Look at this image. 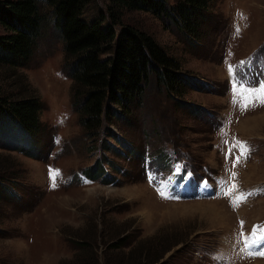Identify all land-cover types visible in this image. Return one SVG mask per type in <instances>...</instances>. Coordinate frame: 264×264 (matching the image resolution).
I'll return each mask as SVG.
<instances>
[{
	"label": "rangeland",
	"instance_id": "obj_1",
	"mask_svg": "<svg viewBox=\"0 0 264 264\" xmlns=\"http://www.w3.org/2000/svg\"><path fill=\"white\" fill-rule=\"evenodd\" d=\"M167 2L174 12L179 0ZM38 5L45 18L32 56L0 66V91L42 105L38 142L17 151L0 138L11 187L0 198V264H133L172 244L155 264H264L248 255L260 245L245 248L264 237V103L242 90L264 84V0H211L194 35L151 12L123 13L193 87L178 90L185 105L151 81L142 107L112 123L122 144L102 127L94 139L83 131L54 14ZM107 6L95 0L83 17Z\"/></svg>",
	"mask_w": 264,
	"mask_h": 264
},
{
	"label": "trees",
	"instance_id": "obj_2",
	"mask_svg": "<svg viewBox=\"0 0 264 264\" xmlns=\"http://www.w3.org/2000/svg\"><path fill=\"white\" fill-rule=\"evenodd\" d=\"M43 1L54 14L53 24L63 43L64 65L70 67L66 74L72 82L71 102L89 138L94 139L102 127L107 136L122 144L112 123L116 118L129 120L130 113L142 107L151 81L163 85L179 103L187 105L178 97L185 85L193 87L189 74L181 71L179 62L153 37L124 24L122 16L125 11L151 12L171 19L188 35H194L199 26L197 19L211 0H179L175 13L167 0H107L106 11L90 20L83 17V11L95 0ZM44 18L38 0H0V25L5 29L0 35V66L24 67L32 56ZM41 109L38 97L0 91V138L6 146L13 144L12 149L23 151L30 146V139L38 142ZM108 149L118 152L115 144H109ZM25 152L35 157L37 150ZM95 168L102 173L99 166ZM5 179L0 171V198L3 191L10 192ZM172 245L152 255L147 249L133 264H155ZM111 247L119 248V243H111Z\"/></svg>",
	"mask_w": 264,
	"mask_h": 264
},
{
	"label": "snow or ice",
	"instance_id": "obj_3",
	"mask_svg": "<svg viewBox=\"0 0 264 264\" xmlns=\"http://www.w3.org/2000/svg\"><path fill=\"white\" fill-rule=\"evenodd\" d=\"M242 90L246 91L250 96H254L256 97L261 103H264V84H261L258 88H244L242 86ZM245 107L248 106V104L246 103L244 105ZM58 171L54 172L53 178H55L56 175H58ZM233 176H235V173H233ZM55 186V185H53ZM239 199H243V197H240ZM241 236H243V233H241ZM253 244H258L260 245L259 248H257L256 251H250L248 252V255L253 256V255H259V256H264V237H256L250 241H248V243L245 244V248L247 249L250 245Z\"/></svg>",
	"mask_w": 264,
	"mask_h": 264
},
{
	"label": "bare ground",
	"instance_id": "obj_4",
	"mask_svg": "<svg viewBox=\"0 0 264 264\" xmlns=\"http://www.w3.org/2000/svg\"><path fill=\"white\" fill-rule=\"evenodd\" d=\"M252 122H254V121H252ZM249 123H250V120H249ZM249 123L245 122V124H247V125H249ZM247 125H246V127H247Z\"/></svg>",
	"mask_w": 264,
	"mask_h": 264
}]
</instances>
